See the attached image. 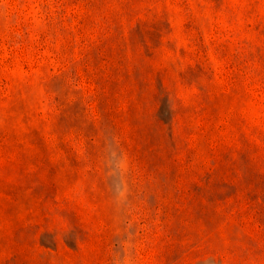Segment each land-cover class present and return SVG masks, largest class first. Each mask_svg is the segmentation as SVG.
Here are the masks:
<instances>
[{
	"label": "rangeland",
	"instance_id": "rangeland-1",
	"mask_svg": "<svg viewBox=\"0 0 264 264\" xmlns=\"http://www.w3.org/2000/svg\"><path fill=\"white\" fill-rule=\"evenodd\" d=\"M0 264H264V0H0Z\"/></svg>",
	"mask_w": 264,
	"mask_h": 264
}]
</instances>
